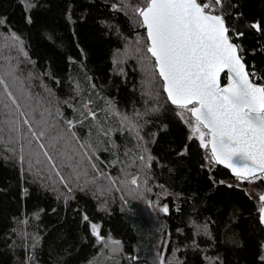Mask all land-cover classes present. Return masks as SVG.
Here are the masks:
<instances>
[{
  "label": "trees",
  "instance_id": "1",
  "mask_svg": "<svg viewBox=\"0 0 264 264\" xmlns=\"http://www.w3.org/2000/svg\"><path fill=\"white\" fill-rule=\"evenodd\" d=\"M98 1L116 9L96 0H0V33L20 43L55 127L74 132L108 175L145 160L150 199L168 212L155 217L140 201L51 178L20 147L2 145L17 149L9 154L0 145V264H95L100 251L112 264H156L161 256L164 264H264L262 202L247 192L248 180L236 184L209 158L167 99L135 12L145 0ZM214 13L264 86V0H222ZM142 57L161 84L156 99ZM105 241L118 242L124 257L109 254Z\"/></svg>",
  "mask_w": 264,
  "mask_h": 264
},
{
  "label": "snow or ice",
  "instance_id": "2",
  "mask_svg": "<svg viewBox=\"0 0 264 264\" xmlns=\"http://www.w3.org/2000/svg\"><path fill=\"white\" fill-rule=\"evenodd\" d=\"M219 5L222 0H145L135 12L147 30V52L167 99L180 110L181 119L183 113L191 114L193 135L201 148L210 149L212 161L230 168L238 180L251 182L264 178V86L250 80L223 17L213 14ZM225 70L228 83L222 87ZM9 99L17 103L11 93ZM40 148L45 145L40 143ZM43 156L56 167L47 151ZM130 183L137 185V178ZM260 200L264 223V194ZM91 230L100 239L99 227L92 224Z\"/></svg>",
  "mask_w": 264,
  "mask_h": 264
},
{
  "label": "rangeland",
  "instance_id": "3",
  "mask_svg": "<svg viewBox=\"0 0 264 264\" xmlns=\"http://www.w3.org/2000/svg\"><path fill=\"white\" fill-rule=\"evenodd\" d=\"M20 48V43L13 37L0 33V80L4 81L3 84H0L1 147L9 154L16 152L17 149L12 151L10 148L5 149L10 147L11 142L14 147H20L19 151H22L25 159L34 161L43 173L51 175V178H57L72 185L85 182L87 187L109 199L130 198L133 201H140L147 206L145 208L150 213L157 217L164 207L156 202L153 203L150 199L152 188L147 185L149 170L145 166L143 168L145 160L139 164L129 162L125 169L116 176L106 174L95 160L93 153L76 137L74 132L68 130L67 133L62 128L55 127V116L49 107L51 101L42 98L35 91L38 83L27 59L21 54ZM141 68L145 75L146 90L154 96L153 99H156V96H159L157 88L160 89L161 84L159 85L153 66L147 57H142ZM9 93L15 98L16 104H12ZM178 113L181 116L180 110ZM183 115L185 117L183 121L194 136L190 123L193 120L191 114L183 113ZM24 120H28L29 123L25 124ZM132 125L135 127V131L139 132L141 142H143L142 137L147 140V135L143 133V122L133 118ZM34 132L36 133L35 137L33 136ZM40 133H43L42 137ZM40 143L45 145L44 149L40 148ZM44 151H47L52 157V163L56 165L55 168L43 156ZM57 172L60 175H57ZM133 177L137 178V185L130 183ZM242 183L241 180L236 182L238 185ZM247 185V192L260 200V195L264 194L261 185L257 181H248ZM95 225L99 227L98 224ZM103 244L105 245L104 249H107L112 256L124 257L118 242L105 241ZM161 258L163 256L158 259L156 264H159ZM95 264L112 263L104 257L103 251H100ZM126 264H136L135 258H127Z\"/></svg>",
  "mask_w": 264,
  "mask_h": 264
},
{
  "label": "water",
  "instance_id": "4",
  "mask_svg": "<svg viewBox=\"0 0 264 264\" xmlns=\"http://www.w3.org/2000/svg\"><path fill=\"white\" fill-rule=\"evenodd\" d=\"M96 3H97L100 7H103V8H108V9H113V10L116 9V6H115V5L104 4V3H102V2H100V1H98V0H96ZM223 20H224L225 26L228 28L227 23H226V21H225L224 18H223ZM228 29H229V28H228ZM143 30L145 31V33H146V35H147V30H146L144 27H143ZM229 33H230V29H229L228 35H229ZM229 38H230V36H229ZM230 40H231V39H230ZM231 42H232L233 44H235L232 40H231ZM235 45H236V44H235ZM238 48H239V47H238ZM238 54H239V56L242 58V56L240 55V51H238ZM242 61H243V63L245 64V69H246V71L250 74V72L248 71L247 65H246V63L244 62L243 58H242ZM224 75H227V80H228L227 70H225L224 72H222V73H221V76H220L221 86H222V87L227 85V84H225V85L222 84V78L224 77ZM249 78H250V80H251L252 82H254L255 84H257L258 86H263V85H261V84H258L256 81H254L253 78H252V76H251V74H250ZM227 83H228V82H227ZM166 95H167V94H166ZM209 150H210V149H209ZM219 165H221V166L224 167L225 169L229 170L230 173H231V175H232L233 177H236V176L233 174V172H232V170H231L230 168H227V167H225V166L222 165V164H219ZM262 179L264 180V178H257V179H255V180H253V181H259V180H262ZM245 181H246V180H245ZM261 223H262V222H261ZM262 225H263V227H264V223H262Z\"/></svg>",
  "mask_w": 264,
  "mask_h": 264
}]
</instances>
